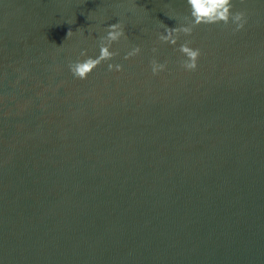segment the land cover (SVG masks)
<instances>
[{
    "label": "water",
    "instance_id": "obj_1",
    "mask_svg": "<svg viewBox=\"0 0 264 264\" xmlns=\"http://www.w3.org/2000/svg\"><path fill=\"white\" fill-rule=\"evenodd\" d=\"M236 10L187 71V0H0V264H264V0ZM119 20L123 71L74 77Z\"/></svg>",
    "mask_w": 264,
    "mask_h": 264
},
{
    "label": "clouds",
    "instance_id": "obj_2",
    "mask_svg": "<svg viewBox=\"0 0 264 264\" xmlns=\"http://www.w3.org/2000/svg\"><path fill=\"white\" fill-rule=\"evenodd\" d=\"M243 2V0H242ZM189 6V14L183 17V22L179 27L169 28L161 24L164 31L158 35L161 42L177 46L182 59L179 61L181 67L187 71H195L199 67V59L201 50L191 46L190 40L180 43L181 35H191L194 29L199 25H214L223 23L225 25L234 24L235 31L245 28L248 19L247 13L243 10L234 11V0H187ZM126 26L122 20L114 24H107L105 34L99 37V54L96 56L88 55L87 49L80 53L81 59L70 62L69 68L74 77L78 79H87L88 76L102 63L109 61V71H123V64L111 63L115 57L120 55L119 50H114V45L122 39H127L125 30ZM73 32L69 31L68 36H72ZM142 49L139 45L131 47L124 54V59L128 60L141 53ZM153 52L158 49L153 48ZM168 62H160L153 58L151 61V70L153 74H159L167 70Z\"/></svg>",
    "mask_w": 264,
    "mask_h": 264
}]
</instances>
